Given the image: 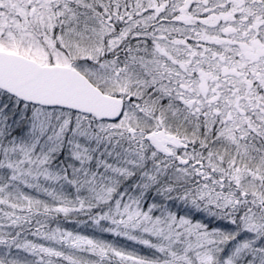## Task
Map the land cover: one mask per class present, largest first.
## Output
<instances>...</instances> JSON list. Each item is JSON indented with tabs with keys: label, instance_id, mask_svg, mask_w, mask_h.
I'll list each match as a JSON object with an SVG mask.
<instances>
[{
	"label": "snow or ice",
	"instance_id": "snow-or-ice-1",
	"mask_svg": "<svg viewBox=\"0 0 264 264\" xmlns=\"http://www.w3.org/2000/svg\"><path fill=\"white\" fill-rule=\"evenodd\" d=\"M0 264H264V0H0Z\"/></svg>",
	"mask_w": 264,
	"mask_h": 264
}]
</instances>
